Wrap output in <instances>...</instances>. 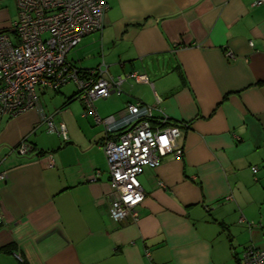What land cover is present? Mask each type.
Instances as JSON below:
<instances>
[{"label":"crops","instance_id":"1","mask_svg":"<svg viewBox=\"0 0 264 264\" xmlns=\"http://www.w3.org/2000/svg\"><path fill=\"white\" fill-rule=\"evenodd\" d=\"M107 1L103 27L67 60L125 76L95 100L99 116L118 121L140 102L187 124L183 154L145 168L139 219L116 222L104 125L70 99L75 85L41 90L36 107L0 122V264H241L248 246L264 248V2ZM16 17L15 0H0V31L12 35ZM23 139L32 147L18 155Z\"/></svg>","mask_w":264,"mask_h":264},{"label":"built area","instance_id":"2","mask_svg":"<svg viewBox=\"0 0 264 264\" xmlns=\"http://www.w3.org/2000/svg\"><path fill=\"white\" fill-rule=\"evenodd\" d=\"M262 2L256 0L255 4ZM15 4L17 17L11 25L12 35L0 31V122L4 117L36 107L41 90L55 91L74 83L76 98L105 127L101 147L110 176V217L116 222L137 221L138 207L145 197L139 176L145 168L157 167L165 155L183 154L181 141L186 124H152L153 108L140 102L128 103L118 121L96 112L95 100L118 92L125 76H105L107 68L101 66L81 71L67 60V54L85 35L103 27L107 0H15ZM227 55L234 57L231 51ZM129 75L147 80L144 74ZM43 120L48 132L56 131L67 139L63 123L56 127L51 116ZM166 121L161 119L162 123ZM30 147L23 139L11 150L25 155ZM48 165L52 166L53 160ZM98 175L96 171L91 179ZM6 177V170H1L0 180ZM241 264H264V248L248 246Z\"/></svg>","mask_w":264,"mask_h":264},{"label":"trees","instance_id":"3","mask_svg":"<svg viewBox=\"0 0 264 264\" xmlns=\"http://www.w3.org/2000/svg\"><path fill=\"white\" fill-rule=\"evenodd\" d=\"M96 32V31H95ZM74 65V64H73ZM78 69H80L81 71L82 70H85V68H79V67H77ZM76 94H77V92L75 91V93L70 97V99H72V98H74V97H76ZM68 101V100H67ZM151 122H152V124H157V125H159V126H164L165 124H168V123H172V122H169V121H166L165 123H162L161 122V120L159 119V118H157L156 119V117L153 115V117L151 118ZM187 125V124H186ZM46 131H47V129H46ZM54 132H56V131H54ZM57 133V132H56ZM27 141V140H26ZM28 142V141H27ZM32 147V146H31ZM31 149V148H30ZM40 152H43L42 150H39V153ZM251 246V245H250ZM1 250L2 251H5V252H8V251H10V247H9V245H7V246H4V247H2L1 248Z\"/></svg>","mask_w":264,"mask_h":264},{"label":"rangeland","instance_id":"4","mask_svg":"<svg viewBox=\"0 0 264 264\" xmlns=\"http://www.w3.org/2000/svg\"><path fill=\"white\" fill-rule=\"evenodd\" d=\"M74 85H75L74 83H67V85L66 84L64 85L63 90L64 91H69L71 89H74ZM55 135H56V133H55Z\"/></svg>","mask_w":264,"mask_h":264}]
</instances>
